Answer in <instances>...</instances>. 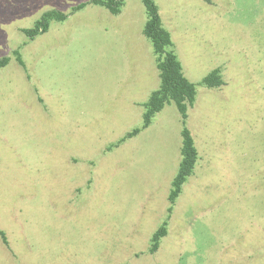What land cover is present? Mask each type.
Masks as SVG:
<instances>
[{
    "label": "rangeland",
    "instance_id": "1",
    "mask_svg": "<svg viewBox=\"0 0 264 264\" xmlns=\"http://www.w3.org/2000/svg\"><path fill=\"white\" fill-rule=\"evenodd\" d=\"M88 1L0 0V264H264V0H154L196 86L170 213L183 122L170 102L141 128L159 85L142 0ZM50 9L67 18L29 38Z\"/></svg>",
    "mask_w": 264,
    "mask_h": 264
},
{
    "label": "trees",
    "instance_id": "2",
    "mask_svg": "<svg viewBox=\"0 0 264 264\" xmlns=\"http://www.w3.org/2000/svg\"><path fill=\"white\" fill-rule=\"evenodd\" d=\"M87 3L95 4L106 8L112 14H118L124 4V0H90L86 3H81L75 7L82 8ZM142 4L146 12V21L144 23L142 33L150 40L153 54L155 56V64L158 70L159 85L154 89L148 99L143 104L142 126L147 127L153 116L160 111L166 104L172 102L178 110L183 126L181 129V147H180V161L177 171L171 181V189L168 195L170 206L168 212L172 210L175 199L181 192L183 183L187 177L193 173L195 163L198 158V151L194 145L193 137L189 129L184 126L187 118L188 107L192 106L196 96V86L193 82L188 80L182 70L180 60L173 49V41L170 32L163 26L159 14V9L154 0H142ZM67 18V15L50 9L44 11L38 19L35 20L31 28H26L23 31L29 38L35 37L37 34L45 32L53 20L61 21ZM16 60L22 65V61L17 51ZM9 62L8 56L0 57V68ZM201 83L207 88H216L224 84L221 76L220 68H215L207 75H205ZM140 131V128H134L127 133V137L133 136ZM0 235L5 240L2 230ZM166 235V221L159 226L151 236V244L149 251L154 253L160 243V239Z\"/></svg>",
    "mask_w": 264,
    "mask_h": 264
}]
</instances>
